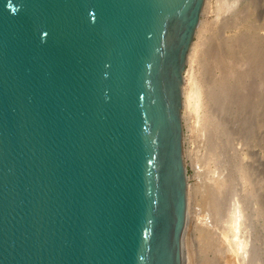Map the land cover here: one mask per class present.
Here are the masks:
<instances>
[{
	"label": "water",
	"instance_id": "95a60500",
	"mask_svg": "<svg viewBox=\"0 0 264 264\" xmlns=\"http://www.w3.org/2000/svg\"><path fill=\"white\" fill-rule=\"evenodd\" d=\"M202 3L0 0V264H180Z\"/></svg>",
	"mask_w": 264,
	"mask_h": 264
},
{
	"label": "rangeland",
	"instance_id": "374dc122",
	"mask_svg": "<svg viewBox=\"0 0 264 264\" xmlns=\"http://www.w3.org/2000/svg\"><path fill=\"white\" fill-rule=\"evenodd\" d=\"M218 2L203 0L198 18L200 24L188 56L187 73L185 71L184 74L181 154L187 183V224L182 249L185 264H230L232 254V257L239 255L240 259H245V264H264V0H220V8H217ZM219 12L222 14L218 15ZM214 19L221 23H213ZM206 28L211 30H207L210 34L206 32L207 45L199 52L196 62H191L199 34ZM199 65L203 68L200 69ZM188 77L205 88L207 111L219 125L217 136L215 134L218 139L215 138L213 145L217 151L208 143L197 115L185 107V89L193 84ZM211 175L219 179V190L223 192L218 194L215 209L206 206L211 194L204 193L207 178ZM234 216L238 222L235 223H240V226L235 232L231 228L230 231L225 230L231 227ZM207 231H212V234ZM220 234L227 235H224L227 238L236 235L237 239L229 241L226 238L228 245L223 244L225 237ZM215 240L218 243H214Z\"/></svg>",
	"mask_w": 264,
	"mask_h": 264
},
{
	"label": "bare ground",
	"instance_id": "6f19581e",
	"mask_svg": "<svg viewBox=\"0 0 264 264\" xmlns=\"http://www.w3.org/2000/svg\"><path fill=\"white\" fill-rule=\"evenodd\" d=\"M219 2H220V0H219ZM219 2L217 3L218 5H217V8L219 7ZM226 2V1H225ZM214 5V4H213ZM224 5V4H223ZM222 6V5H221ZM227 6V5H226ZM225 7V6H224ZM229 7V6H228ZM220 8V7H219ZM223 7H221V9H222ZM227 8V7H226ZM202 9V8H201ZM216 9V8H215ZM217 10V9H216ZM220 10V9H219ZM221 11H223V9L221 10ZM226 12V11H225ZM220 13L222 14V12H219L218 13V15H220ZM216 16V15H215ZM218 19H220V17L218 18ZM218 19L216 20V19H214V22L213 23H216V24H220L221 23V21H220V23H219V21H218ZM199 24H200V21L198 20V22H197V25H196V28H195V30H194V34H193V38L195 39V37H196V33H197V29H198V27H199ZM209 25V24H208ZM213 26H215V24H213ZM212 26V27H213ZM217 26H219V25H217ZM205 27V26H204ZM207 27V26H206ZM211 27V26H210ZM220 27V26H219ZM218 28V27H217ZM215 29H216V27H215ZM215 29H213L212 28V30L214 31ZM202 30H204V29H202ZM207 30H210V29H208V28H206V30H204L203 31V33H202V31H201V33L199 34V37H198V41H197V44H196V46H195V48H194V52H193V55H192V61L191 62H196L195 61V59L197 58V56H198V54H199V52H201V50L202 49H204V47L207 45V43H206V40L208 39L207 38V33H209V31L207 32ZM217 30V29H216ZM211 31V30H210ZM207 32V33H206ZM210 34V33H209ZM237 35V34H236ZM227 37V36H226ZM229 37V36H228ZM227 40H229V39H227ZM208 41V40H207ZM232 42V41H231ZM193 43H194V40H192V42L190 43V46H189V48H188V52H187V54H186V59H185V67H184V70H183V73H182V83H181V87H180V95H181V101H180V114H179V118H180V124H181V121H182V109H183V84H184V78H185V76H184V74H185V71H186V73H187V70H186V67H187V60H188V56H189V53H190V51H191V48H192V45H193ZM225 50V49H224ZM234 50V49H233ZM203 51V50H202ZM207 51V50H206ZM227 54V53H226ZM201 55V54H200ZM217 55V54H216ZM190 57V56H189ZM191 59V58H190ZM198 59H199V57H198ZM197 59V60H198ZM215 59V58H214ZM253 61V60H252ZM228 62V61H227ZM231 62V61H230ZM214 63V62H213ZM232 64H233V62H232ZM242 65V64H241ZM240 65V66H241ZM248 65V64H247ZM200 66V65H199ZM199 68V67H198ZM203 67H201L200 66V69H202ZM200 71V70H199ZM202 71V70H201ZM196 72V71H195ZM192 73V72H191ZM190 74V73H189ZM232 75V74H231ZM189 76V75H188ZM196 76V75H195ZM216 76V75H215ZM189 77H191L192 78V76L190 75ZM188 77V79H190L189 81L191 82V83H193L192 81V79L191 78H189ZM230 77H232V76H230ZM254 77V76H253ZM192 80V81H191ZM188 81V82H189ZM189 84V83H188ZM187 84V85H188ZM255 85V84H254ZM260 85V84H259ZM190 86V87H189ZM185 99H186V104H185V107L187 108V110L188 111H190V112H192V113H195V116L197 115V117H198V119L197 120H199V124H200V127H201V130L202 131H204V132H206V134H207V139H208V143H210V145L211 146H213L214 145V143L216 142L215 140L216 139H218V137L216 138L215 137V134L216 133H218V126H217V124L214 122V119H213V116L210 114V111H207V109L209 110V108L206 106V104L207 103H205V97H206V93H205V88L204 87H202L201 86V84H199L198 82H194L192 85H188V88L187 89H185ZM207 107V108H206ZM219 117V116H218ZM194 118H196V117H194ZM196 122V121H195ZM196 124V123H195ZM199 126V125H198ZM197 127V126H196ZM200 127H199V129H200ZM182 129V128H181ZM221 129V128H220ZM197 130V129H196ZM200 131V130H199ZM200 133V132H199ZM181 134H182V130H181ZM216 136H217V134H216ZM216 138V139H215ZM217 145V144H216ZM210 146V147H211ZM219 147V146H218ZM212 149L213 148H216V147H211ZM213 150H216L217 151V149H213ZM209 151H211V149L209 148ZM208 151H206V153H207ZM212 152H215V151H212ZM210 154V153H209ZM210 155H212V154H210ZM216 154L214 153V156H215ZM209 156V155H208ZM219 156V155H218ZM210 157H212V156H210ZM216 157V156H215ZM215 157L213 158V159H215ZM181 159H182V154H181ZM211 159V158H210ZM212 159V160H213ZM216 161V160H215ZM211 162V161H210ZM214 162V161H213ZM217 162V161H216ZM209 165V164H208ZM184 172H185V169H184ZM216 172V171H215ZM213 175V174H212ZM211 175V177H208L207 178V183H208V185L207 186H205L204 187V193H207L208 195H210V196H212V197H210L209 196V199H210V201L208 202H206V203H208L206 206H208V207H210V209L212 208V207H214L216 204H215V202H217L218 200V196H220V195H218L219 193H221L222 191H220L219 190V185L221 184L220 182H219V179L218 178H216L215 177V175L214 176H212ZM217 175V174H216ZM184 176H185V194H186V186H187V183H186V175L184 174ZM218 177H220L219 175H218ZM242 177V176H241ZM221 180H222V178H221ZM224 181L225 180H223V183H224ZM225 184V183H224ZM221 186V185H220ZM240 186V185H239ZM238 186V187H239ZM224 190V189H223ZM220 191V192H219ZM235 192V191H234ZM223 193V192H222ZM223 195V194H222ZM238 195V194H237ZM204 196H206V195H204ZM208 197V196H207ZM245 197V196H244ZM220 198V197H219ZM222 198V197H221ZM204 199V198H203ZM236 199H237V197H236ZM235 201V200H234ZM186 195H185V208H184V223H183V227H182V231H181V234H180V241H179V254H180V264H185V257H184V251H183V249H182V239H183V237H184V234H185V229H186V224H187V210H186V207H187V204H186ZM234 203V202H233ZM250 203V202H249ZM239 203H237V206H239L238 205ZM248 204V203H247ZM235 206H236V204H235ZM236 206V207H237ZM216 207V206H215ZM215 207L214 208H212V209H215ZM241 207V206H240ZM206 209H207V207H206ZM210 209H209V211H210ZM234 209V208H233ZM212 211V210H211ZM204 212V211H203ZM205 212H206V210H205ZM214 212V211H213ZM216 212V211H215ZM239 212H241V211H238V213ZM208 213V212H207ZM210 213V212H209ZM199 214H200V212H199ZM230 214V213H229ZM202 214H200L199 216H201ZM210 215H212V213L210 214ZM245 215V214H244ZM205 216H208V214L207 215H205ZM215 216V215H214ZM232 216V215H231ZM242 216V215H241ZM248 217V216H247ZM246 218V217H245ZM205 219H206V217H205ZM210 218H208V220H209ZM214 219V218H213ZM231 219V218H230ZM233 220L235 219V216H234V218H232ZM237 219H239V217L238 218H236V220ZM242 219V218H241ZM243 219H244V217H243ZM203 220H204V218H203ZM203 220H201V221H203ZM207 220V221H208ZM214 220H216V219H214ZM205 221V220H204ZM239 221V220H238ZM246 221H247V219H246ZM199 222H200V220H199ZM209 222H210V220H209ZM208 222V224H210ZM221 222V221H220ZM235 222H237V221H232V223H231V227H229L228 229L226 228L225 230H229L230 231V228H231V231L232 232H235V229L237 230V226L240 224H238L237 225V223H235ZM240 222V221H239ZM250 222V221H249ZM202 223V222H201ZM205 223V222H204ZM230 224V223H229ZM211 225V224H210ZM225 226V225H224ZM240 226V225H239ZM244 227V226H243ZM220 228H221V226H220ZM222 228H223V226H222ZM239 228V227H238ZM242 228V227H241ZM200 229V228H199ZM247 230V229H246ZM248 230H250V229H248ZM205 231V230H204ZM204 231H202V232H204ZM209 231H207V233H208ZM212 232V231H211ZM211 232H209V234L211 233ZM222 232V231H221ZM227 232V231H226ZM225 232V233H226ZM232 232H230V233H232ZM198 233V232H197ZM200 233V232H199ZM206 233V234H207ZM218 233H219V231H218ZM201 234V233H200ZM203 234V233H202ZM212 234V233H211ZM215 234V233H214ZM235 233H233V234H231L230 236H232V235H234ZM241 234V233H240ZM243 234V233H242ZM244 234H245V232H244ZM249 234V233H248ZM216 235V234H215ZM221 236L223 235V234H220ZM219 235V236H220ZM225 235V234H224ZM222 236L223 238L225 237V236H227V235H225V236ZM229 235V234H228ZM206 236H208V235H206ZM217 236V235H216ZM220 236V237H221ZM236 236V235H235ZM235 236H233V238H235ZM204 236H202V238H203ZM211 237V236H210ZM209 237V238H210ZM221 237V238H222ZM238 237V236H237ZM243 237V236H242ZM201 238V239H202ZM208 238V237H207ZM208 238V239H209ZM227 237H225L224 239H222V243L223 244H227L228 245V243L227 242H229V241H231L233 238H227V239H229V241H227V239H226ZM200 239V240H201ZM231 239V240H230ZM235 239H237V238H235ZM234 239V240H235ZM248 239V238H247ZM207 240V239H206ZM217 240H218V236H217ZM217 240H215L214 241V243L217 241ZM245 240V239H244ZM233 241V240H232ZM206 242V241H205ZM220 242V241H219ZM238 242V241H237ZM217 243H218V241H217ZM217 245V244H216ZM218 245H220V243L218 244ZM226 245V246H227ZM231 245H232V243H231ZM235 245V244H234ZM239 245V244H238ZM215 246V245H214ZM221 246H223L222 244H221ZM219 247V246H218ZM225 247V245L223 246V248ZM230 247V243H229V246H228V248ZM220 248V247H219ZM227 248V247H226ZM232 248V247H231ZM253 248V247H252ZM230 249V248H229ZM228 249V250H229ZM234 249V248H233ZM226 250V249H225ZM245 250V249H244ZM241 251V250H240ZM240 251H238L239 253H241ZM237 252V251H236ZM223 253V252H222ZM226 253H227V251H226ZM233 253V252H232ZM231 253V254H232ZM228 254H229V252H228ZM238 254V253H237ZM242 254V253H241ZM244 254V253H243ZM249 254V253H248ZM233 255V254H232ZM232 255H230L231 257H232ZM235 255V254H234ZM241 256V255H240ZM187 257V256H186ZM228 257V256H227ZM230 257V260H231V262L229 261V263L230 264H240V261H242L243 260V258L242 259H240L241 257H239V255H237V257H232L231 258ZM242 257H243V255H242ZM229 258V257H228ZM246 258V257H245ZM223 259V258H222ZM225 259V258H224ZM239 259H240V261H239ZM248 259V258H247ZM256 259V258H255ZM245 260V259H244ZM242 261L243 263H241V264H245L244 262L245 261ZM248 261V260H247ZM227 263V262H226ZM255 263H256V261H255ZM246 264H247V262H246Z\"/></svg>",
	"mask_w": 264,
	"mask_h": 264
}]
</instances>
